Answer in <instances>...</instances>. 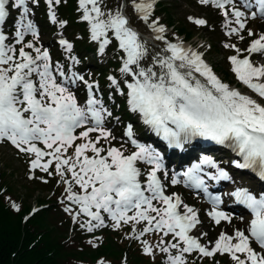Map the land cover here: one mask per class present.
Here are the masks:
<instances>
[{
	"label": "snow or ice",
	"instance_id": "6c2138e0",
	"mask_svg": "<svg viewBox=\"0 0 264 264\" xmlns=\"http://www.w3.org/2000/svg\"><path fill=\"white\" fill-rule=\"evenodd\" d=\"M60 2L45 0L53 23L56 22L53 4L59 5ZM199 2L221 10L225 27L229 28L227 35H238L246 29L250 19L264 20V0H240L239 5L235 0ZM31 3L37 5L39 0H31ZM9 4L20 13L12 45L6 43L9 36L2 30L9 16ZM101 4L102 0H79L82 18L89 24L91 40L99 42V52L103 54L111 43L108 37L111 32L126 57L120 72L131 78L130 82H124L128 110L138 113L142 122L169 147L179 148L192 138L200 137L231 148L242 158V162L233 161L235 168L257 170L264 178V83L259 82L264 80V65L256 66L248 57L239 59L240 50L235 45H225L237 53L229 57L232 71L256 94L257 100L221 82L199 53L186 50L181 45L165 41L163 51L169 55L157 54L149 64L146 61L147 48L139 41L137 33L128 27L129 21L119 11L115 14L104 12ZM132 7L139 14V19L149 20L153 9L150 0H134ZM30 12L29 0H0V142L10 143L20 153L34 155L30 171L39 169L51 176L49 169L55 162V174L65 184L68 201L78 205L79 212L89 218L86 222L89 232L94 227L104 226L103 212L113 221L114 229L119 228L122 222L128 224L131 221L135 233V224L146 222L143 231L132 237L134 239H140L149 232H163L164 236L171 234L175 243L167 244L161 251L169 253V249H175L177 254H169L166 264H188L187 256L193 253L201 259L213 260L217 255H227L232 264H264V194L257 196L245 188L231 192L236 202L249 210L250 224L245 231L237 229L233 235L221 232L211 248L203 245L197 236L191 234L202 224L196 210L184 205L183 214H180L177 211L182 203L180 197L165 195L164 184L158 175L163 170L159 151L138 143L133 138L131 127L125 133L135 149L131 154L125 155L116 147L105 149L98 146L101 140L111 145V139H115L103 127L104 120L111 113L96 98V85L88 83L71 69L66 73L59 62L53 64L48 50L35 46L39 42V33L29 19ZM194 23L202 26L205 21L195 20ZM157 24L158 21H153L150 27L156 33L155 39L163 40L161 34L165 30ZM231 24L236 26L229 27ZM29 34L32 41L24 43L25 36ZM247 34L249 37L256 35L253 29H248ZM59 43L71 52L70 43L63 39ZM17 44L22 45L18 58ZM25 49H30L35 55ZM246 51L249 56H264V34L253 39ZM71 59L75 62V57ZM195 74L206 83L197 79ZM108 79L119 91L118 81L112 76ZM77 82L84 83L87 89L83 105L78 103L71 90ZM120 94L124 93L121 91ZM93 132L98 134L95 140L90 138ZM77 140L84 142L76 144ZM72 147L73 154L66 155ZM86 152L92 155L88 156ZM45 157H48L46 162ZM139 165L150 166L143 184ZM205 169H214L215 172L212 174ZM66 173L71 175V180L66 178ZM164 177L168 178L166 171ZM205 178L216 182L230 179L228 172L217 162L204 156L179 176L173 174L170 184L183 183L185 187L199 190L213 205L208 216L215 224L230 222L229 215L217 210L221 197L209 192ZM73 182L83 194L73 192ZM157 203L164 207H157ZM65 211L71 213L72 209L65 208ZM129 212L133 214L129 215ZM73 220H76L75 216ZM160 243H164L163 238ZM144 244L145 255H150L152 249L146 241Z\"/></svg>",
	"mask_w": 264,
	"mask_h": 264
},
{
	"label": "rangeland",
	"instance_id": "374dc122",
	"mask_svg": "<svg viewBox=\"0 0 264 264\" xmlns=\"http://www.w3.org/2000/svg\"><path fill=\"white\" fill-rule=\"evenodd\" d=\"M40 1L44 2L45 0H39L38 7H42ZM124 2L125 0L121 1V3H118L116 6V10L115 8H112L110 12L112 14H115L113 12H120L121 5H123ZM133 2L134 0L132 1V4ZM135 2H139V0H135ZM150 2H152L154 6L161 3L156 7H162V9L165 10H163L164 12H161L159 14L163 15L165 13V16L167 14V17H169V19L165 18V20H170V22L167 23L164 19H162L163 21H161L160 19H156L158 20V27H163L165 31L172 30L173 32H175V34H179V36H177L176 38L174 37L175 40H178L181 36L189 37V40H195L194 43L197 45V52L201 55L204 63H207L208 67H210V62L211 65L215 64L212 65L215 69V72L213 70L212 71L217 76V78L221 80V82L227 84L231 89L241 92V94L258 100L256 94L249 90L243 83H241L237 79L236 74L232 71V65L229 62V57L237 55V53L233 48H226L225 45H235V48L240 50V56L238 57L239 59L248 57L254 65H264V56H261L259 54H252L251 56H249V53L246 51L253 39H256L259 34H264V20L257 19L250 22L247 21L246 29L241 31L238 35H227L226 33L229 31V28L225 27V17L221 14L220 10H216L210 4L202 5L200 4L199 0H150ZM10 6L11 5L9 4L7 8H10ZM55 6L56 4H53L52 8V11L56 16L55 23H53L49 17V9H46V13H48L47 28H42L40 25H38L39 22L37 20L39 18H34L32 12H30L29 14V19L33 21L39 33V42L36 43L35 46L40 47L42 50H48L53 64L57 62L56 56L61 55L66 51L63 47H61L59 41L63 39L70 43L72 46L74 43L72 37L74 33H71V31H73L72 27L70 25L66 26L67 24H65V28H62V24L60 22L62 21V19H60L58 12H56ZM76 6L79 8V4H77ZM31 7H33V4L31 3V0H29V8L31 9ZM125 12L124 13L127 16L126 18L128 19L129 13H134L136 11L131 6L129 10L125 9ZM76 13H78V15L75 19V22L79 20V25H82V27L86 29L84 31V42L91 48L90 54H92V50L95 49L94 55L87 54L90 63H87L85 66H83L82 69L79 70L80 72L78 73V75H83L84 80L88 83L96 85V81L104 88H106L109 82V76L106 77L107 81L103 84L100 78V68L98 74V67H94L95 65L93 64V62H95V64L98 66L101 65L104 59L103 56L107 54V51L112 47L115 50L111 52L110 55H114L118 46V42L115 40L114 35L112 37L111 33H109V39L112 42L113 38L114 46L109 44L104 53L101 54L99 52V48L96 49V47H99V42H94L91 40L89 24L82 18L83 12L77 9ZM19 18L20 13L17 14V17L15 18L11 26H2V30L4 31V33L9 36V40L6 43L10 45L15 43L13 34L15 32V24ZM132 18L130 17L131 20ZM195 20H203L205 21V24L199 26L194 23ZM63 21L67 22V19L63 18ZM133 24L139 30L130 23L128 24V27L135 28V30L139 34L137 35L138 39L142 44L148 42L145 39L146 36L149 37L154 43L155 41L161 42L162 45L165 46L164 40L167 37V33L165 31L161 34L164 39L156 40V33L150 31L149 29H145L144 24L138 22H135ZM235 26V24H231L229 27ZM10 28H12V30H10ZM248 29H253L256 35L249 37L247 34ZM241 36H243V39H241ZM32 39L33 38L30 34L26 35L24 43L30 42L32 41ZM155 44L157 45V43ZM21 46L22 45L19 44L15 45L17 58L19 48ZM163 49L164 48H162V50L161 48H158L157 51L156 47H154L153 49L149 47V49H147L148 56L146 57V61H151V59L157 54L166 56L167 53H161ZM25 51H28L33 56L35 55V53L30 49H25ZM155 51H157V53ZM82 53L84 54V52ZM119 53L120 51L119 49H117L116 55H118ZM122 58L121 63L123 62ZM104 64L107 67L109 66V62H107L106 58ZM72 65L73 63L70 64V67ZM103 65L101 66L102 70ZM115 68L118 75V65L116 62ZM120 75L122 76L120 81L117 80L116 77L114 78L121 86H123L122 82L125 76L122 75L121 72ZM195 75L196 78L200 79L202 83H206V81H204V79L198 74ZM253 82L257 81L254 80ZM259 82L264 83V80H261ZM232 84H234L235 86L233 87ZM110 85H112L111 82ZM71 90L76 95L78 102L81 100H85L87 91L85 89L84 83L77 82V85ZM96 90L97 87L94 89V91L96 92ZM105 91L111 93V90ZM85 102L86 101H83L82 104H84ZM103 107L108 110V107ZM103 127L108 130L104 125ZM109 132H111L112 137H115V139H112L111 145L101 140V143L98 146H102L105 149H107L109 146H117L121 151L124 152L125 155H129L132 151L135 150L133 146L128 145L129 143L124 147L120 146L124 145V142L119 136H117L119 131L117 132L116 129L113 128V131ZM91 139L95 140L94 138ZM83 142V140H77L75 143L80 144ZM38 146L43 147L42 145ZM73 152L74 147L69 148L66 155L70 156L73 154ZM19 154L25 158L24 162L17 159L19 158ZM85 154L88 156L92 155L91 152H86ZM34 158V155L20 153L8 142H0V168L3 170V174H5L8 178V180H6L5 178V183L8 184V188L3 192L2 199L7 204L6 206H8V208L9 206L12 208V212L14 213V215H17L16 213L20 210V208L18 207L19 205H17V202L13 200V198L18 199L19 202L20 200H23L24 203L27 204V207H25L27 208V210L25 213H22L21 222H24L34 213H43L41 219H39L35 224V228L37 229V231L46 229H50V231H52V238L46 239V243L50 247L54 248V253L58 252L56 258L57 261H61L64 264H166L169 254H177L175 249H169V253H163L161 251V248L167 246V244L175 243L171 234H169L168 236H164L163 232H149L141 236L140 239L132 238L134 235H138L143 231L146 222L135 224V233L133 232L134 225L131 221L128 224H124L122 222L119 228L114 229L113 221L108 217L106 213L101 212V216L104 219V226L99 228L94 227L93 230L89 232L87 230L86 223L89 218L83 213L79 212L78 205L68 201L67 193L65 192V184L63 183L61 178L55 174V162H53L49 169V171L52 172L51 176L41 170L33 173V171H30V161ZM47 159L48 157H45L44 161L46 162ZM139 167L143 174V176L141 177V182L143 184L146 183V174L149 171V167H144L143 165H139ZM166 172L168 173V178L164 177V173L162 174L163 179H165L164 186L166 193H169V195L175 194L180 196L182 209L184 205H187L189 207H193L196 210L198 217L202 221V224L199 226L198 231H194L191 234L198 236L204 245L208 246L209 248L214 246V243L218 239L221 232H225L228 235H233L237 229L245 231V228L247 226V217H244V219H240L238 216L232 215L230 222L221 221L219 225H216L215 223L211 224L206 216L203 215L204 211L202 209V205L200 204V196L195 194L191 195V193H188V190L180 186V184L172 186L170 184L169 171L166 170ZM30 176L33 178L38 177L37 180L41 183H45L44 181H47L48 183L49 180H52L57 185L41 186L40 184L34 183L33 179H29ZM66 178L71 180V175L66 173ZM72 190L77 194H83L79 186L75 185L74 182ZM13 205H15L16 207L14 208ZM45 206H51L50 211H48L47 214L45 213ZM156 206L164 207L163 205L158 203L156 204ZM21 208L23 207L21 206ZM65 208H71V213L66 212ZM128 214L132 215L133 213L129 212ZM73 216L76 217L75 221L73 220ZM54 221H56L59 225L65 223H68V225L66 227L63 226L61 228H57ZM81 224H84V227H81ZM201 233H206V235H201ZM161 238H163V244L160 243ZM70 239L75 243L81 244H77L75 246L72 245L74 248L70 247L69 245H66V242H70ZM145 241L147 242V245L152 249V253L150 255H145L144 253L143 249L145 246ZM196 255V253H193L187 256L188 264H232L227 255H218L214 260L211 258L201 259L198 255Z\"/></svg>",
	"mask_w": 264,
	"mask_h": 264
},
{
	"label": "trees",
	"instance_id": "16d2710c",
	"mask_svg": "<svg viewBox=\"0 0 264 264\" xmlns=\"http://www.w3.org/2000/svg\"><path fill=\"white\" fill-rule=\"evenodd\" d=\"M76 1L77 0H61L60 4L55 6V10L56 12H58L60 18L67 19L66 26L70 25L72 27L73 31H71V33H74L72 35L74 42L73 50L79 53V55L81 56V60H84V57H86V51L87 53H90L91 48L84 42V31L86 29L82 27V25H79V20L75 22V19L78 15V13H76ZM120 1L121 0H102L101 8L104 12L108 13L112 8H115L116 10V6L118 3H120ZM132 1L133 0H125L124 3L126 10H129L131 8ZM160 4L161 3L157 4L156 6ZM156 6L153 8V11L149 16V20L146 22L147 25L151 24L153 21H158L159 19L161 21H163L162 19L165 20V18L169 19V17H167V14L166 16L165 13L163 15L159 14L161 12H164L163 10L165 9ZM41 16L43 15L41 14ZM130 17H133L132 20L130 19ZM129 20L132 23H145V21L139 19V14L136 12L129 13ZM166 22L168 23L170 22V20H167ZM108 37H110V34H108ZM110 45L114 46L113 38ZM114 50L115 49H113L112 47L110 50L107 51V54L104 55L107 62H109V66L107 67L104 64L103 70L100 67V78L103 84L107 81V74L116 77V79L119 81L122 77L119 71L117 75L115 68V62H118L116 59L117 48L115 54L110 55V53ZM82 51L84 52V54H82ZM147 62L150 64V61ZM125 78L128 79L127 76H125ZM17 159L23 162L25 161V158L20 154L19 158ZM37 171H39V169L34 170L33 173ZM5 178L6 180H8L6 175L3 174V170L0 168V264H64L61 261H57L56 258L58 252L54 253V248L50 247L46 243V239L52 238V231H50V229L37 231V229L35 228V224L39 219H41L43 213H34L30 217H28L24 222H21L22 213L26 212L27 208L25 207H27V204H25L23 200H20L19 202L18 199L12 197L13 200L17 202V205H19L18 207L20 208V210L16 213L17 215H14L10 206L9 208L8 206H6L7 204L2 199L3 192L8 188V184L5 183ZM37 178L38 177L32 178L33 182L40 184L41 186L57 185L52 180H49L48 183H41L37 180ZM21 206L24 209L21 208ZM50 207L51 206H45L46 214L48 211H50ZM54 222L57 228H61L63 226L66 227L68 225V223L59 225L56 221ZM77 244L80 245L81 243H75L74 241H71V239L70 242H66V245H69L70 247H73Z\"/></svg>",
	"mask_w": 264,
	"mask_h": 264
},
{
	"label": "bare ground",
	"instance_id": "6f19581e",
	"mask_svg": "<svg viewBox=\"0 0 264 264\" xmlns=\"http://www.w3.org/2000/svg\"><path fill=\"white\" fill-rule=\"evenodd\" d=\"M162 53V52H161ZM158 138V144L159 146L164 149V151H169V150H176L178 149L177 147H169L167 142L164 141L160 136H156ZM190 148H193L197 151V153L203 154L204 152H206L207 150H212L213 153L217 156V157H222L225 154V150H229L228 147L226 146H222V145H217L212 141L209 140H205L203 138L200 137H196V140L190 142L189 144ZM194 164L196 163L195 161L193 162ZM163 164H167V160H163ZM246 180L250 181V177L244 175ZM254 181V184L256 185V187L258 188V191H264V178L261 177H255V179H251ZM244 188V187H242ZM240 219H242L243 217L240 216Z\"/></svg>",
	"mask_w": 264,
	"mask_h": 264
}]
</instances>
